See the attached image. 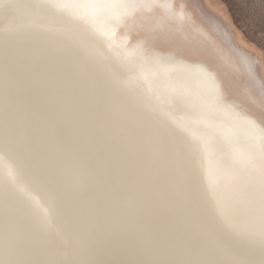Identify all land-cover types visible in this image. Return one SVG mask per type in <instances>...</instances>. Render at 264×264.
Wrapping results in <instances>:
<instances>
[{"label":"bare ground","instance_id":"obj_1","mask_svg":"<svg viewBox=\"0 0 264 264\" xmlns=\"http://www.w3.org/2000/svg\"><path fill=\"white\" fill-rule=\"evenodd\" d=\"M185 36L183 0H0V264H264L261 112Z\"/></svg>","mask_w":264,"mask_h":264},{"label":"rangeland","instance_id":"obj_2","mask_svg":"<svg viewBox=\"0 0 264 264\" xmlns=\"http://www.w3.org/2000/svg\"><path fill=\"white\" fill-rule=\"evenodd\" d=\"M183 1L195 13L200 24L214 35L215 43L180 37L178 39L189 50L175 51L177 56L190 57L192 51L197 52L194 56L198 58L208 54L225 89H229L230 83L249 100L250 105L260 110L259 115L264 122V0ZM194 32L200 38L205 37L200 29ZM175 38L171 34L159 42H172L173 45ZM221 55L231 64L221 66Z\"/></svg>","mask_w":264,"mask_h":264}]
</instances>
